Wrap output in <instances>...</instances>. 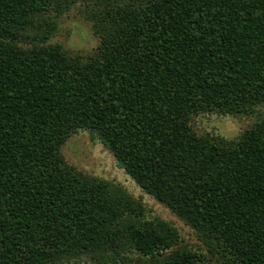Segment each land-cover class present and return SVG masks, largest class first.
<instances>
[{"label": "trees", "instance_id": "16d2710c", "mask_svg": "<svg viewBox=\"0 0 264 264\" xmlns=\"http://www.w3.org/2000/svg\"><path fill=\"white\" fill-rule=\"evenodd\" d=\"M78 1L91 3L92 55L20 44ZM261 104L264 0H0V264H204L123 187L65 160L78 130L208 253L264 264V117L229 141L190 125Z\"/></svg>", "mask_w": 264, "mask_h": 264}, {"label": "rangeland", "instance_id": "374dc122", "mask_svg": "<svg viewBox=\"0 0 264 264\" xmlns=\"http://www.w3.org/2000/svg\"><path fill=\"white\" fill-rule=\"evenodd\" d=\"M91 3L78 1L61 12L50 10L27 31V36L20 42L25 47L33 43L40 45L58 43L70 56L84 60L92 55L98 45L99 37L92 26ZM46 23L54 25L51 35L41 40L46 31ZM256 115L264 117V104L256 107L253 115L229 114L219 112H199L190 119V125L197 135H206L223 140H235L256 120ZM61 152L65 160L83 173L108 180L120 185L145 207V218H159L174 227L179 235V243L196 250L204 256V264H224L216 254L211 255L199 241L195 231L179 219L169 208L145 193L123 169L117 166L112 153L100 142L91 138L87 130L73 133L62 145ZM56 264H95L87 256H81Z\"/></svg>", "mask_w": 264, "mask_h": 264}]
</instances>
